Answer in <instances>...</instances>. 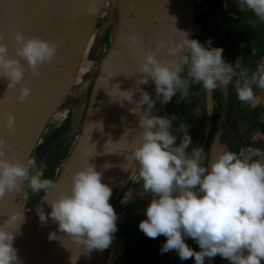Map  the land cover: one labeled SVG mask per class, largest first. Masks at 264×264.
<instances>
[{"label": "clouds", "instance_id": "9594fccd", "mask_svg": "<svg viewBox=\"0 0 264 264\" xmlns=\"http://www.w3.org/2000/svg\"><path fill=\"white\" fill-rule=\"evenodd\" d=\"M239 4L264 21V0H239ZM175 31L179 33L178 38L169 37L155 43L157 50L162 49L166 57L173 59H158L153 51H146L137 69L138 85H146L151 80L160 103L167 104L178 91L182 97L187 95L189 80L202 85L206 92L232 83L236 73L232 63L224 60L222 48L213 47L211 39L201 44L186 32ZM13 39L17 45L16 56L26 62L33 75L38 74L39 65L52 60L57 50L53 43L25 37L20 32H15ZM128 43L129 47H135L139 41L132 35ZM185 68L187 78L181 76ZM240 76L243 82L235 84L237 98L244 103L254 101L252 85L264 90V64L257 66L251 80L247 79L246 71L242 70ZM0 78L8 80V89H14L24 78V66L9 56L3 43H0ZM118 92L122 94L120 100L131 102V91ZM30 94L29 87L21 86L16 99L23 102ZM155 103L147 92L141 91L136 108L130 109L139 115L140 131L131 147H124L128 152L125 159L135 165L131 175L138 176L143 191L152 196L143 210L146 218L139 222V230L152 239L164 236L161 253L174 250L181 261L194 258V264H204L205 258L219 255L229 264H264V161L251 158L260 156V151L248 148L249 155L241 157L224 150L204 165V150L192 148L190 154L186 153L191 143L187 132L185 141L177 146V138L170 131L175 116L151 115ZM141 105H146L143 112ZM14 125V116L8 114L4 126L12 131ZM6 149L10 151L0 139V199L24 181L34 193L53 188L52 181L42 179V170L31 160L33 154L28 161L20 163L14 158H5ZM111 195V187L102 183V172L87 163L72 174L66 193L47 201L51 211L46 215L39 208L37 215L42 224L51 219L57 231L82 246L85 253L103 251L110 247L117 231V213L109 203L110 197L116 195ZM131 201L132 192L128 190L121 204ZM22 223L21 212L10 213L0 222V264H21L13 242ZM57 238V232H49V240ZM188 238L195 241L199 251L185 242ZM77 258L73 260L71 256V264Z\"/></svg>", "mask_w": 264, "mask_h": 264}, {"label": "water", "instance_id": "95a60500", "mask_svg": "<svg viewBox=\"0 0 264 264\" xmlns=\"http://www.w3.org/2000/svg\"><path fill=\"white\" fill-rule=\"evenodd\" d=\"M106 1L107 0H48L45 17L43 19L41 39L55 44L57 50L50 62L38 66V74L46 80L48 87L46 90L41 91L39 100L36 101L32 96H29L23 102H20L16 97H13V94L15 92L18 94V89L27 84L24 85L20 83L16 85L15 89H12V91H8L7 88L0 85V100L9 106V108L13 109L14 113L12 115L15 118V125L12 131H9L4 125L0 130V139H3L10 149V151L7 149L5 150V158H14L20 163H25L30 159L33 152L36 151L39 138H41L47 123L60 104L64 102L71 87L76 81L80 59L83 56L86 44L92 34L91 32L93 31L97 16ZM109 1L110 8L107 13L108 17L102 26L105 24L104 27L107 26L115 12L116 29L105 56L110 57L119 49L124 56H128L130 54L127 51L129 47L128 37L134 35L135 30H133L132 26H129L126 21H117L115 0ZM177 4L180 6L178 10L180 12V19L178 18L177 20L179 23V31L186 32L189 38H191L195 27L196 0H178ZM91 8H94L95 12L90 13L89 9ZM154 10L159 12L158 8ZM101 29L100 27L99 31ZM140 39L142 44L150 40L147 33H142ZM149 50L153 51L154 54L160 53L156 49L153 50L148 47L139 48V51L134 53V56H136L138 60L137 65L132 66V62H115L114 65L120 69V73L114 76L110 82L101 84L99 94L94 97L93 92L99 78V73L96 75V72H98V62L97 69L94 72L95 77L92 79L91 93L84 113L80 134L68 158L55 178L53 188L45 193L35 207L29 208H27L25 201V181L21 183L15 191L10 193L16 195L20 200L22 214L29 217L35 213L37 209L48 206L47 201L54 200L61 193H66L69 189L72 174L84 167L87 163L94 165L96 170L102 172V183L110 187V182L114 180L112 165L118 159L120 145L134 139L139 130L138 121L135 119L136 114L131 112L130 109L136 108V101H138L135 94V89L138 87L137 78L140 75L137 73L138 65L143 58V52ZM163 55L162 53L158 59L163 58ZM164 59H167V57H164ZM168 59L173 58L168 57ZM128 71L132 73L125 74ZM32 85L30 87H32ZM85 85L86 84H84V86ZM116 86L119 91L132 92L131 102L120 100L122 94L118 92ZM152 88H155L154 83ZM224 92H226L225 89ZM205 94L207 115L205 135L199 147L200 149H203L207 142L213 105L212 92L205 91ZM152 99H154L156 103L151 115L160 116L164 104L160 103L156 94ZM141 108L143 107L140 106V111L143 112L144 109L142 110ZM36 128L40 130L39 133L36 132V140L28 151H24V147L28 145L26 141L27 138L35 132ZM31 136H33V134ZM116 142L118 143L112 144ZM224 150H228V147L214 140L210 149L209 159L214 158L218 153ZM106 164L110 165V167L105 168L104 165ZM131 171H135L134 163L123 179L112 188V195H116L120 192V188L129 180L128 176L131 175ZM7 194L8 193H6V195ZM1 200L2 199H0V201ZM16 240H19L18 242L21 244L28 242L26 237H17L14 242H17ZM199 250L198 245L195 243L194 251ZM22 252V250H18L17 255H22L20 254ZM81 252L82 255L81 253L78 255L75 264H83V261L85 264H106L104 250H92L91 259H83L88 252ZM172 254L173 250L170 251L168 264L172 262ZM26 256H28V254H26ZM28 261L29 258L21 264H29ZM192 264H194V258H192ZM204 264H211V259L205 258Z\"/></svg>", "mask_w": 264, "mask_h": 264}, {"label": "bare ground", "instance_id": "6f19581e", "mask_svg": "<svg viewBox=\"0 0 264 264\" xmlns=\"http://www.w3.org/2000/svg\"><path fill=\"white\" fill-rule=\"evenodd\" d=\"M177 2L178 0H115L117 21H126L129 26H132V29L135 30L134 35L138 38L139 43L135 47H128L127 51L130 53L128 56H124L119 49L110 57H106L105 55L101 57L98 65V72H96V75L99 73V78L93 92L94 97L99 94L101 84L110 82L114 76L120 73V69L114 65L115 62H132V66H135L138 60L136 56H134V53L139 51V48L148 47L154 50L156 49L155 43L157 41L166 40L169 37L177 38L179 33H177L175 29L179 31V23L177 20L180 17V12L178 11L180 6ZM47 5L48 0H0V43L6 46L10 57L16 58L21 65L24 66V78L20 83L24 85L27 84V87L33 84L32 87H30V96L36 101L39 100L41 91L46 90L48 83L39 74L33 75L28 71L26 62L22 58L16 56L15 48L17 45L13 39V35L15 32H20L25 37L41 38L43 19L45 17ZM155 8H158L159 12H156L154 10ZM142 33H147L150 38V40L145 41L144 44H142L140 39ZM88 44L89 43L86 44V48L89 47ZM157 51L160 52L159 54L155 53L157 58L160 57L162 53L164 54L162 49ZM145 52L146 51L143 53ZM164 57L166 56L163 55V58ZM129 73L132 72L128 71L125 74ZM5 81H7L5 83L8 84V80L5 79ZM152 86V81H149L146 85H138L135 89L137 99H140L141 91L147 92L151 98L155 96ZM5 88H7L8 91H12V89H8V87ZM17 95L18 94L15 92L13 97H17ZM141 107H143L141 108L143 110L146 105H141ZM13 113V109L9 108V106L0 100V130L4 125V118L8 114ZM135 119L136 121L139 120L138 114L135 115ZM39 131L40 130L36 128L35 132L32 133L33 136H31V134L27 138L26 141L28 145L24 147V151H28L31 145H33L37 138L36 132L39 133ZM139 131L140 129L136 136ZM132 142L133 139L120 145L118 159L112 165L114 180L110 182L111 189L127 174L128 171H125L124 168L130 169L133 165V163H129L125 159L128 152L124 151V147L127 146L130 148ZM21 207L22 205L18 197L8 193L6 197L0 201V222L6 219V216L10 213H22ZM42 210L46 215L51 211L49 205L42 208ZM22 216L23 223L20 225L19 234L16 235L15 239L17 237H26L28 242H25V244L19 243V240L13 242V246L17 251H23L20 253L22 255L18 256L21 263L27 261L29 258V264H71V256L72 259L75 260L80 253L82 255V246L79 247L63 233L58 232L56 224L51 219H48L45 224H42L39 221L37 211L29 217L24 214H22ZM49 232H57L58 238L49 240ZM26 254H28V256H26ZM85 258L91 259V252H88V254L83 257V259ZM82 263L85 264L84 261Z\"/></svg>", "mask_w": 264, "mask_h": 264}, {"label": "trees", "instance_id": "16d2710c", "mask_svg": "<svg viewBox=\"0 0 264 264\" xmlns=\"http://www.w3.org/2000/svg\"><path fill=\"white\" fill-rule=\"evenodd\" d=\"M213 0H196V14H195V31L192 34V39L198 40L201 44H205V39L208 40L207 29L205 25H208V22H215V14L220 18V25L213 26V30L216 32L212 37L210 36L212 46L220 47L223 49L222 56L224 60L228 63H232L235 73L238 71L237 67H235L238 56L240 55V47L238 43L240 40L244 41V50L243 54L248 55L247 60L252 59L250 54L252 52L254 43L256 42L260 44V46L264 49V21H259L254 14L248 10H240L237 6L233 7L234 9H230L228 6V0L217 2L216 6H213ZM227 5L225 8L224 5ZM98 44L95 45V49ZM91 51V50H90ZM245 55V56H246ZM88 57L99 62V55L97 53L89 52ZM257 66L253 65L251 70H256ZM236 75L233 77V81L235 80ZM232 81V82H233ZM193 86H190L187 95H176L173 96L167 104L169 105V110L171 115L173 116V111L170 109H174L176 113V119L173 120L172 124V134L176 136V143L179 144L181 142V134L182 132H190V130H195L196 141H194V145L190 148V153L192 148H198L203 135V126L202 123L205 117V90L202 85L198 83H192ZM230 93L228 96V108L235 110L233 106L235 105V89L230 85ZM164 104L163 109H165ZM220 108L218 111L215 110V119L212 123V129L217 125L216 116H218L222 111L223 102L220 101ZM197 111V109H200ZM178 110H177V109ZM234 112V111H233ZM234 116V114H232ZM168 116V117H169ZM65 120H62L63 122ZM231 122V121H229ZM239 122V123H238ZM220 123V122H219ZM240 121L237 118V115L234 116V121L231 129L237 130L235 128L240 127ZM180 126L178 129L179 132H175V126ZM227 126V125H226ZM261 132L264 133V126L260 128ZM232 133V130H230ZM211 139V137H210ZM209 139V141H210ZM225 139L228 140V144L232 152H234V147L238 141L236 134L230 138L225 134ZM225 141V140H224ZM210 142H208L207 146ZM58 151L53 152L47 157V167L43 171L42 179H48L50 181H54V174L52 170L54 167L59 166V157L60 155L57 153ZM189 153V154H190ZM202 163L206 165L207 163V152L206 149L203 153ZM46 192H33L30 188L28 189V199L26 206L35 207L41 198L45 195ZM151 200V199H150ZM150 200L143 205L142 202L136 201L130 207V216L131 221H129V226L122 230L119 237H121L126 244V255L124 257L123 264H167L169 252L161 253L160 248L163 242L165 241L164 236H158L155 239L148 238L143 232L139 229L136 230L135 227H138V224L141 220L145 219V215L143 212V207L145 208ZM138 219V220H137ZM141 219V220H139ZM185 242L193 249L194 240L188 238ZM226 259L221 258L219 255L212 258V264H225ZM191 258L181 261L176 254L174 253V261L173 264H190Z\"/></svg>", "mask_w": 264, "mask_h": 264}, {"label": "rangeland", "instance_id": "374dc122", "mask_svg": "<svg viewBox=\"0 0 264 264\" xmlns=\"http://www.w3.org/2000/svg\"><path fill=\"white\" fill-rule=\"evenodd\" d=\"M237 5H239L241 9H246L245 7L239 4V0L237 2ZM109 8H110V1L107 0L97 16V20L95 22L93 31L91 32L92 34L90 35L89 40H88L89 47L86 48V50L83 53V56L80 59L76 81L71 87L69 94L66 96L64 102L60 104L56 112L50 118L49 122L47 123L44 129L43 134L41 135V138H39L37 149L35 152H33V154L41 153L42 160L46 159V154L50 155L55 151L59 152L57 153L60 155L59 157L60 165L55 168V173L53 175L54 181L52 182L53 184L55 182V178L57 177L66 159L68 158L73 146L75 145L77 138L81 131L82 121L75 124L74 127H68V125H66L65 127L64 126L65 123L64 122L61 123V121L64 119L67 121L68 119H66L65 117H68V115H72V120L73 122H75L76 121L74 118L75 115L78 112H82V111L85 112L86 110L87 102H88L89 95L91 93V88H92V82H93L92 79H94L95 77L94 72L97 69V64H96L97 61L91 60L88 57V53L89 52L97 53V55H99V60H100L101 57L106 54L108 47H109V43L114 37V33L116 29L115 12L112 15L111 21H109L107 26L104 27L106 24L102 26V24L104 23V21H106L108 17L107 13L109 12ZM100 27L102 29L99 31ZM195 29L196 27H194V31ZM253 43H254V46L250 54V57H252V59H249L250 60L249 62L247 60L248 55L243 54L244 41L240 40V42L238 43V46L240 47V55L238 56L236 64H235V67H237L238 71L236 72V78L233 83L234 89H235V84L237 82H240V83L243 82L240 76V72L242 70L246 71L247 79L251 80L252 74L253 72H255V70H251L253 65L258 66V65L264 64V49L260 46V44L256 42H253ZM96 44H98V46L96 47L97 49H95ZM182 76L183 78H187L186 70L182 72ZM5 79L6 78H2V81H1V78H0V81H1L0 84L3 85V81H4L3 86L7 87V84L5 83L7 81H5ZM84 84L88 86L86 85L84 86ZM190 84H191V80H189V85ZM252 87H253V92H254L256 99L248 103L241 102L237 98L236 89H235V96H234L235 97L234 101L236 105L235 113L241 123H240L239 128H235L237 129L236 137L238 141L234 147V152L241 155V157H243V156L249 155V153H247L246 151L248 148L257 149L260 151L261 155L258 157L252 156L251 158L260 159L264 161V133L261 132L260 130L262 125L264 126V90L259 89L254 84L252 85ZM178 94L181 95L179 91H178ZM174 109L175 108L170 109V110L173 111L172 115L177 117ZM71 112H73V114H71ZM169 114L171 115L170 111L167 112L166 110H164L162 115L164 117H168ZM180 128H181L180 126L176 125L174 128L175 129L174 134L175 132L177 134V132H179L178 129ZM194 131L195 130H190V132L187 134L191 139V143L189 147L185 150L186 153L188 154H189V149L192 147V143L194 139ZM185 139H186V132L183 131L181 134V142L177 146H179L182 142H184ZM36 159L39 160V158H36ZM128 177H129V180H128L129 182L128 181L125 182V184L120 188V192L116 194L117 195L115 196L116 198L115 197L112 198V201L110 202V204L113 202V205L116 206V203L118 200H120L119 197L122 195L124 190H126V192L128 190H131L132 192L131 202L139 201V200L148 201L152 199V196L150 194L145 193L143 191L142 181L138 178V176L130 175ZM27 185H28V182L25 181V187H24L25 195L27 194ZM131 202L127 204H122V205L126 207ZM27 208L29 207L27 206ZM113 237L114 238H113V242L111 245H114L115 243V247L104 250L105 253L108 254L105 260L106 264H111L110 262H112L113 260L112 255H114V253L112 252L111 249H115V253H117V255L120 256V258L124 256V255L121 256L123 254V249H125L124 244L118 238L117 232L113 234ZM118 256L114 258L118 259ZM225 264H229V261L226 260Z\"/></svg>", "mask_w": 264, "mask_h": 264}, {"label": "flooded vegetation", "instance_id": "af4514ba", "mask_svg": "<svg viewBox=\"0 0 264 264\" xmlns=\"http://www.w3.org/2000/svg\"><path fill=\"white\" fill-rule=\"evenodd\" d=\"M219 1H224V0H213L212 1L213 2V6H216L217 5V2H219ZM237 2H238V0H228L227 3H228V6H229L230 9H234L233 7H236L237 6L240 10H245V9H241V7L239 5H237ZM214 21L215 22H213V23L208 22V25H205V28L207 29L206 30L207 31V34H206L207 36L205 38H207L209 36L208 37V39H209L210 36L212 37L216 33L213 30V26L215 27L217 25H220V22H221L220 21V18L216 14H215ZM204 41H207V39H205ZM185 70L187 71V69H185ZM181 76H182V73H181ZM192 83L193 82H191V84L189 85V87L190 86H193ZM233 83H234V81L232 83L228 84L227 86H221V88H218V89L212 91V101H213V105H212V114H211V120H210V127H209V130H208L207 142H206V144L204 145V147L202 149L204 151L206 149V152H207V163H208V160H209L210 149H211V146H212L214 140L218 141L221 145H226L228 147V150L231 151L230 146L227 143L228 140L225 139V134L228 135L230 138H232L236 134V131H237V130L231 129V127L233 125V121H234V116H236L235 110H232V109H229L228 108V96H229V93H230L229 86L231 85L233 87V85H234ZM189 87H188V89H189ZM224 89L226 90V92H224ZM177 95H180V94H178V92H177ZM220 101L223 102L224 111H222V113H220L218 116H216L217 117L216 118L217 125L214 127V129H212L213 128L212 127V123L214 122V119H215V110L218 111V109L220 108V105H221L220 104ZM168 104L165 106V109H162V111L160 113L161 114L160 116H163L162 114H163V111L164 110H166L168 112V110H169V105ZM233 108L236 109V106H233ZM204 109H205V117H204V121L202 123V126H203V135L202 136L203 137H202V140H201L200 145L202 144V141H203L204 135H205V125H206V115H207V110H206V94H205V106H204ZM200 110H201V107H200V109H197V111H200ZM71 114H73V112H71ZM232 114H234V116ZM65 118L68 119V120L66 121L64 119L65 120V121H63L65 123L64 126L66 127V125H68V127H74L75 124H77V123H79L81 121L83 122L84 112L83 111L82 112H78L75 115V117H74L75 120H76L75 122H73V120H72V115H68V117H65ZM229 121H231V122H229ZM57 122H59V121H57ZM230 130H232V133L230 132ZM210 137H211V139H210ZM209 139H210V141H209ZM194 141H196L195 131H194V139H193L192 146L194 145ZM208 142H210V143L207 146ZM200 145H199V147H200ZM189 153H190V149H189ZM48 155L46 154V159H43V160L41 158V156H42L41 153H34L33 156L31 157V160H35L36 161L37 168L38 169H41L42 172L47 167V163L46 162H47ZM36 158H39V160H37ZM207 163H206V165H207ZM40 164H41V166H40ZM56 167H57V165H56ZM56 167H54L53 170H52V173L53 174L55 173V168ZM29 172L31 174L33 172V170L30 168V171ZM28 189H29V187L27 185V194L25 195V201H26V203H27V199H28ZM125 192H126V190H124V192L122 193V195L119 197L120 200L117 201L116 206L113 205L114 211L117 213V217H118L117 218V221H116V224H117V231L116 232H117V234H120L122 232V230L127 227L126 225L129 224V221H131L130 207H131V205L133 203L136 202V201L131 202L126 207H124L121 204V198H123ZM112 198H113V196L110 198L109 203L112 201ZM139 201L142 202L143 205H144L149 200L148 201L139 200ZM111 204H113V202ZM139 220H141V219H139ZM135 228H136V230L139 229L138 227H135ZM118 238L124 244V248L125 249H123V254L121 255V256H123V255L124 256L122 258H120V256H118L117 253H115V249H111L112 252L114 253V255H112L113 260H112V262H110L111 264H123V262H124L123 260H124V257L126 255V244H125V241L121 237H119V236H118ZM114 247H115V243H114V245H111L109 248H114ZM194 247H195V241H194ZM194 247H193V250H194ZM104 253H105V251H104ZM174 253H175V251L173 250V254H172V257L173 258H172L171 264H173V261H174ZM107 256H108V254L105 253V260H106V257ZM117 256H118V259H115L114 257H117ZM169 259H170V251H169L168 262H169ZM168 262H167V264H168ZM190 264H192V258H191V263ZM211 264H212V259H211Z\"/></svg>", "mask_w": 264, "mask_h": 264}]
</instances>
